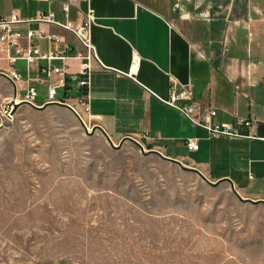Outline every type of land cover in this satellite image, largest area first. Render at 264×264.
<instances>
[{
    "label": "rangeland",
    "instance_id": "374dc122",
    "mask_svg": "<svg viewBox=\"0 0 264 264\" xmlns=\"http://www.w3.org/2000/svg\"><path fill=\"white\" fill-rule=\"evenodd\" d=\"M7 86L0 76V264H264V206L110 142L69 102L4 118Z\"/></svg>",
    "mask_w": 264,
    "mask_h": 264
},
{
    "label": "crops",
    "instance_id": "0c3cea01",
    "mask_svg": "<svg viewBox=\"0 0 264 264\" xmlns=\"http://www.w3.org/2000/svg\"><path fill=\"white\" fill-rule=\"evenodd\" d=\"M170 4L171 0H89L94 18L90 41L97 59L90 64L89 85L78 89L67 82L56 96L80 106L110 142L131 140L209 184L227 185L240 200L264 206V0H186L182 2L186 17L172 12ZM86 8L79 3L69 10L68 19L79 23ZM47 10L55 21H63L57 0L48 4L0 0V16L13 13L28 20ZM14 29L22 35L21 44L27 30L62 40L32 38L30 43L41 53H62L63 43L72 48L69 57L80 50L69 33L51 25L28 23ZM133 54L139 59L138 84L121 75ZM17 62L22 61L14 66ZM22 64L14 67L23 79L17 84L18 97L26 75ZM78 64L72 58L52 62L68 74H75ZM44 65L40 60L29 68L32 81L41 77ZM0 70H7L2 60ZM181 87H188L200 106L195 119L214 109L213 123L230 124L244 137L209 139L204 129L191 126L156 99H166L170 89ZM36 90L45 93L43 84ZM239 119L251 121L253 127L237 126ZM188 139L196 140L195 151L186 149ZM10 264L74 263L16 260Z\"/></svg>",
    "mask_w": 264,
    "mask_h": 264
},
{
    "label": "built area",
    "instance_id": "2783aa9c",
    "mask_svg": "<svg viewBox=\"0 0 264 264\" xmlns=\"http://www.w3.org/2000/svg\"><path fill=\"white\" fill-rule=\"evenodd\" d=\"M35 1L38 3H49V0ZM184 1L186 0H171V11L177 13L179 16L186 17L182 6V2ZM57 2L59 12L63 19L62 22L55 21L53 14L49 10L45 13L37 12L33 18L28 20H21L13 13L8 16H0V60L4 62L7 69L6 71L0 70V74L4 76L13 89L12 98L2 107L1 115L4 118L10 119L14 110L13 107H17L20 104H24L32 109H41L47 105L69 107L63 98L56 96V91L58 89H65L67 82L73 83L78 89H87L89 85L90 64L91 61H97L94 48L90 41V28L94 18L89 8V0H57ZM79 3H85L87 8L83 19L79 23L74 24L68 19V13L71 8L76 7ZM28 23L47 24L69 33L79 45L80 50L73 52L74 55L69 57L68 53L72 52V48L63 43L62 53H41L36 46L30 43L32 38L46 39L47 42L52 41L55 43H62V40L53 35H44L42 32L30 30L25 32V43L21 44L20 40L22 35L14 29V26ZM67 58H72L79 62L78 70L75 74H68L63 67H54L52 65L53 61L63 63ZM40 60L45 62V65L39 70L41 77H35L32 81V78L29 76V68ZM16 61L24 62L26 69L24 88L22 89L23 94L19 97L17 84L22 82L23 79L13 68ZM138 70L139 59L133 54L128 69L121 75L133 83L138 84L136 81ZM41 84L45 87L44 99L42 102L37 103L38 93L36 86ZM156 99L166 107L176 111L191 126L204 129L209 139L218 137H244L239 135L234 126L230 124L213 123L212 118L216 115V110L214 109L204 111L200 120L195 119L194 114L200 111V106L192 100V93L188 87L172 88L166 99H159L157 97ZM236 125L248 128L253 127L251 121L241 119L236 121ZM248 137L254 138L252 135ZM185 147L189 151H195L197 149L196 140H186Z\"/></svg>",
    "mask_w": 264,
    "mask_h": 264
},
{
    "label": "water",
    "instance_id": "95a60500",
    "mask_svg": "<svg viewBox=\"0 0 264 264\" xmlns=\"http://www.w3.org/2000/svg\"><path fill=\"white\" fill-rule=\"evenodd\" d=\"M15 108H16V106L13 107V109H15Z\"/></svg>",
    "mask_w": 264,
    "mask_h": 264
}]
</instances>
